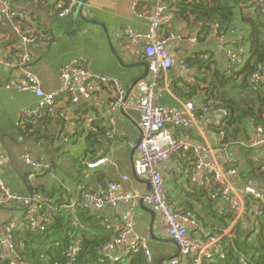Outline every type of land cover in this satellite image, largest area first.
Listing matches in <instances>:
<instances>
[{"label": "crops", "instance_id": "0c3cea01", "mask_svg": "<svg viewBox=\"0 0 264 264\" xmlns=\"http://www.w3.org/2000/svg\"><path fill=\"white\" fill-rule=\"evenodd\" d=\"M63 1L19 0L17 3L18 9L31 14L41 28L40 41L31 46L36 61L30 69L40 77L43 90L47 93L59 92L63 87L60 69L78 61L85 63L95 76H109L120 81L128 91L131 90L126 102L135 104L138 94L136 82L145 73L143 64L147 61L143 55V45L130 47L123 32L127 27L146 32L149 20L135 16L132 9L133 0H88L84 16L104 24L109 34L107 38L103 28L79 20L76 11L60 18L58 13ZM154 12V7L150 6V14ZM0 27V32L11 36L9 42H1L0 49L10 43L19 42L18 36L11 31L7 22ZM168 30L173 35L183 33L198 39L195 44L171 41L167 46L174 64L163 77V83L169 88L162 91L159 101L162 105L177 110L192 102L197 107L198 116L197 122L191 128L178 130L176 135L193 143H207L211 148L208 154L210 160L234 161L244 184L249 185L241 175L243 161L252 157L263 160L257 150L248 147L249 143L258 137L256 131L249 128L252 138L249 143L244 144V147L251 151H242L239 146L225 147L218 136L216 115L205 114L202 110L205 96L201 89L199 92L194 91V95L189 98V89L183 86H193L201 77L197 66L187 65L189 60L215 59L224 65L229 62L226 53L219 50L220 41L216 32L214 31L212 36L198 38L195 25L186 24L180 16H174V19L162 28L161 36L167 34ZM233 31L243 40L248 35L249 29L242 21L241 10L236 12V21L230 32ZM110 44L121 62L112 52ZM242 44L236 49L241 51L246 59L248 46ZM0 67V176L13 193L27 199L33 198L37 204L43 200L42 196H38L37 191H34L36 196H32L31 188L42 186L43 190L49 193L58 190L57 193L51 194L53 198L50 199L53 202L64 199L65 203L72 205L81 202L82 191L98 192L111 182L120 184V192L132 197H143L148 192L147 180L137 177L134 171L142 132L140 113L137 110L133 107L119 108L112 115L110 104L115 99L114 93L108 87L102 86L98 80H93L89 84L92 93L89 102L82 100L73 104L67 96L58 98L57 109L49 115L53 123L47 129L44 127L41 132L45 139L36 141L22 133L21 125L24 123L23 112L35 108L37 98L32 92H20L10 86V72ZM13 71L18 69L13 68ZM112 117L114 120H110ZM88 137L90 145L86 143ZM56 147H59L62 156L55 152ZM27 156L43 164V168L36 169L27 164ZM104 159H107L105 164L99 168L87 167L88 163ZM193 163V156L188 152L174 157L162 168L167 178L169 200L177 208L183 207L186 202L195 204L193 196L196 195V190L204 186L200 173L193 169ZM257 188L264 192L263 189ZM6 208L0 207L1 234L5 232L8 223L19 221L23 217V210L20 208L10 209L8 214H3L2 209ZM147 209L151 208L141 200L135 199L121 203L114 209L94 212L95 209L92 208L91 216L98 214L101 225H111L116 232L126 224H132L137 235L147 240L152 253L151 264H168L178 256L179 249L169 238L161 217L158 214L153 217ZM248 212L247 206L246 215ZM241 221L234 226L231 222L224 231H229V234L224 236L223 233L220 236L231 238L234 228ZM209 232L199 224L196 229L190 231V236L199 244L206 243L210 237L217 236H211ZM183 264H192V260Z\"/></svg>", "mask_w": 264, "mask_h": 264}, {"label": "built area", "instance_id": "2783aa9c", "mask_svg": "<svg viewBox=\"0 0 264 264\" xmlns=\"http://www.w3.org/2000/svg\"><path fill=\"white\" fill-rule=\"evenodd\" d=\"M19 0H0V25L8 23L11 31L19 38V42L10 43L0 49V66L10 72L9 84L20 92H32L37 98L36 107L23 112L24 119L38 118L44 110L53 112L57 109L58 98L67 96L69 102L80 103L82 100L89 102L92 93L89 84L98 80L102 86L112 90L115 99L110 104L111 114H115L119 108L133 107L140 113L142 138L137 147L138 159L135 161L137 176L146 179L150 183L151 191L146 196L132 197L120 192L121 185L108 183L104 189L98 192L86 191L81 193V202L95 210H107L117 208L121 203L132 200H143L156 214H158L166 226L169 238L176 244L179 254L168 264H183L192 260V264H203L208 258H213L215 249H221L222 236L210 237L206 243L199 244L191 236L190 231L199 226L198 221L189 214L179 210L170 202L167 190V178L163 171L165 163L176 156L190 152L193 156V169L199 172L203 185L210 192L212 198H220L230 213L233 215L232 226L236 225L246 215L248 201L254 200L264 207V192L255 186L244 184L239 169L234 161L219 162L210 160L208 154L211 148L207 143H193L189 139L176 135L181 129L191 128L198 120L197 107L189 102L182 109H173L162 105L160 98L162 91L169 87L163 83V77L168 74L174 64L173 57L167 48L171 41L197 43L198 39L182 34L171 35L162 38V28L174 19L173 9L166 0H133L132 9L137 18L148 19L149 27L146 32L137 31L127 27L123 35L130 47L143 45V55L148 64V75L136 84L137 102H126L128 89L115 78L109 76H95L83 62H74L60 69V78L63 87L59 92L47 93L42 88L40 77L30 69L36 61V56L31 51V46L37 44L42 35L39 32L36 21L26 11L17 7ZM80 4V0H64L59 10L60 18L74 13ZM150 6L154 7V14H150ZM251 11L260 9L264 14V0H250ZM249 8L247 10H249ZM236 31L220 35L219 50L226 53L230 67H240L245 62V56L236 46L243 38ZM233 35V36H231ZM10 41L8 33L0 32V44L2 41ZM1 46V45H0ZM13 68L18 71L14 72ZM259 74L252 78L253 83H258ZM205 114H215V125L218 128V136L225 147L226 132L225 120L228 112L216 106L202 108ZM114 120V118H110ZM257 138L252 140L248 147L257 150L264 160V128H256ZM107 159L96 163H88L89 169L99 168ZM25 162L36 169H42L43 164L31 160L28 156ZM127 179V177H124ZM18 206L27 215L24 224L31 231H45L44 221L51 222L49 208H44L41 202L35 203L32 198L21 197L11 191L0 176V207L7 208ZM78 204L69 205L72 212L76 211ZM44 209V213H41ZM21 220H14L5 226V232L0 233L1 256L10 260V264H18L20 260L15 244V230L24 226ZM79 224L76 219V225ZM229 231L224 233V236ZM5 252H8L5 254ZM105 254L113 262H121L131 255L143 253L147 263H152V253L145 238L137 235L132 224H126L115 236L113 241L106 245ZM79 254L78 243L75 242L69 250L70 262H76ZM223 258L224 254H220ZM245 257L240 258V264H247Z\"/></svg>", "mask_w": 264, "mask_h": 264}, {"label": "trees", "instance_id": "16d2710c", "mask_svg": "<svg viewBox=\"0 0 264 264\" xmlns=\"http://www.w3.org/2000/svg\"><path fill=\"white\" fill-rule=\"evenodd\" d=\"M249 1L167 0L176 18L180 16L186 24L195 25L198 38L212 36L214 31L217 37L228 34L234 27L236 12L242 11V21L249 29L248 35L241 41L242 45L248 46L244 64L237 68L230 67L228 61L224 65L215 59H191L187 65L197 66L201 77L193 86L183 85L189 89V98L194 95V91L199 92L201 89L205 96L204 105L223 108L228 112L224 118V131L227 134L224 143L239 146L242 151H251L244 147L252 138L249 128H264V14L260 9L251 11ZM37 27L41 29L38 24ZM171 35L172 32L168 30L162 36L166 38ZM241 43L236 47L241 46ZM255 74L260 75L256 84L252 82ZM42 114L38 118L24 119L21 130L26 137L36 141L45 139L41 134L42 129L50 127L53 119L49 117V110H44ZM90 142L88 137L86 143L90 145ZM55 152L61 155L59 147H56ZM242 166L241 175L246 182L264 190V160L245 158ZM32 191V196H36L34 191L42 196L41 204L45 209L49 208L52 219L50 223L43 222L45 231L34 232L24 224L27 215L23 211L21 222L24 226L15 230V244L20 256V260L16 261L18 264H68V252L75 242L78 243L79 254L73 264H149L143 253L113 262L104 250L119 231L116 232L111 225H101L98 214L91 216V207L79 203L76 211L72 212L64 199L54 202L50 199L53 198L51 194L58 190L49 193L40 186L31 188ZM193 197L195 204L186 202L182 209H178L194 217L205 230L210 231L211 236L223 235L233 220L227 206L220 198L213 199L212 192L205 186L196 190ZM247 206L249 212L234 228L233 236L223 237L221 249L215 251L213 258H206L203 264H240L241 257L247 259V264H264V207L254 200L248 201ZM17 208L16 205L9 207L11 210ZM41 213H44V209ZM222 252L223 258L219 254ZM0 264H10V260L1 256V250Z\"/></svg>", "mask_w": 264, "mask_h": 264}, {"label": "water", "instance_id": "95a60500", "mask_svg": "<svg viewBox=\"0 0 264 264\" xmlns=\"http://www.w3.org/2000/svg\"><path fill=\"white\" fill-rule=\"evenodd\" d=\"M87 3H88V0H80V4H79V6H78V8H77V10H76V15H77L78 19H79V20H82L83 22H85V23H87V24H90V25H98V26H100V27L103 28V30L105 31L107 38H109V34H108V31H107V27H106L104 24H102V23H100V22H98V21H95V20H93V19H90V18H87V17L84 16V8H85V6L87 5ZM65 33H66L67 36H69V34H68L67 32H65ZM108 40H109V43H110V39H108ZM110 47H111L112 52H113L114 55L116 56V58L119 60V62H121V60H120L118 54H116V52H115V50L113 49V46H111V44H110ZM143 66L145 67V73H144L143 76H142V77L136 82V84H137L138 82H140L141 80H143V79L147 76V74H148V64H147V63H144ZM128 92H131V90H129ZM128 95H129V93H128ZM127 98H128V96H127ZM121 108H123V107H121ZM141 138H142V132H141ZM134 169H135V166H134ZM134 171H135V170H134ZM135 174H136V176H137L136 171H135ZM137 177H138V176H137ZM147 182H148V181H147ZM148 184H149V189H148V192H147L144 196L148 195L149 192L151 191L150 183L148 182ZM141 201L143 202V200H141ZM1 207H2V208H5V206H1ZM146 211L149 212L153 217H155L156 213H155L152 209H147Z\"/></svg>", "mask_w": 264, "mask_h": 264}, {"label": "rangeland", "instance_id": "374dc122", "mask_svg": "<svg viewBox=\"0 0 264 264\" xmlns=\"http://www.w3.org/2000/svg\"><path fill=\"white\" fill-rule=\"evenodd\" d=\"M3 211V214H8V210H10L9 208H6V209H2ZM1 212V211H0ZM1 216V215H0Z\"/></svg>", "mask_w": 264, "mask_h": 264}]
</instances>
